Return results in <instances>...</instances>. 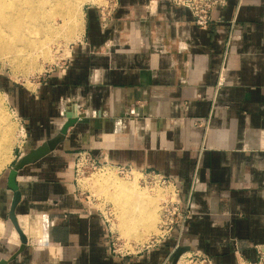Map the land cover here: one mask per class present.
<instances>
[{
  "label": "crops",
  "instance_id": "1",
  "mask_svg": "<svg viewBox=\"0 0 264 264\" xmlns=\"http://www.w3.org/2000/svg\"><path fill=\"white\" fill-rule=\"evenodd\" d=\"M106 6L107 27L97 7L87 8L83 37L57 76L38 93L19 87L27 135L12 161L61 135L67 113L77 120L53 150L17 171L15 213L28 242L6 264H172L177 241L212 264L257 259L264 244V0H226L213 7L207 28L170 0ZM78 149L158 172L182 201L191 192L181 234L177 228L154 247L110 254L108 225L75 184ZM10 168L0 174L4 218L14 196ZM6 245L13 253L19 241Z\"/></svg>",
  "mask_w": 264,
  "mask_h": 264
},
{
  "label": "rangeland",
  "instance_id": "2",
  "mask_svg": "<svg viewBox=\"0 0 264 264\" xmlns=\"http://www.w3.org/2000/svg\"><path fill=\"white\" fill-rule=\"evenodd\" d=\"M109 1L110 0L83 1V34L85 26V12L87 8L97 7L99 13H101L103 8V10L105 11L106 9H109V6H104L107 5ZM111 9L112 8H110L109 10ZM109 21L110 19L108 20L105 26H103L101 20L100 23L102 27H107ZM57 36L58 37H56V35L52 36L51 39H53H48V42H46L47 47L46 51H44L45 56L42 55V51L40 50L39 53H37L38 55H35V58L19 62L16 60H11L9 54H3L0 52V102L2 103V106L7 114L8 120L10 121L12 126L11 143L9 149L4 155L5 158H10V160L6 161V163L0 168V174L4 171L6 167H14L18 160L12 161V159L14 155H19V153L22 151V148L24 147L22 141L26 138L27 135V123L25 117L20 113L17 103L19 87L22 88L23 95H25V93L27 92L38 93L39 88L41 87L40 84H46L50 77L57 76L60 73V71L63 69L66 62L72 55V48L74 47L76 42L82 39V37H79L80 39L73 38L70 40L64 36ZM38 49L40 48L38 47ZM116 166L117 165L108 162V165H99L95 168H85V171H83V173L79 171V175L75 176V184L82 198L86 200L88 204L94 205L96 209H98V212L107 219L108 225L110 226V229L114 235V241H116L115 247L121 245L124 248H130V254H133L138 251H141L142 248H144V246L149 241L150 237L159 231L158 223L162 216V209L164 204L173 198L174 186L168 181L164 182L159 175L156 176L155 173L160 174L158 172L149 170L142 171L133 168L129 169V167V170L127 171H120L117 169ZM135 172L136 176L138 177L135 176L134 178L133 176L135 175ZM96 176L100 177V183H102V186H110L108 185L110 181H115L116 183L123 182L124 184L131 185L133 188L132 195L134 197L129 198L126 195L124 196V201L126 202L127 206H131L132 208L135 203L134 199L137 197V189H142L144 192H146V194H149L150 196L154 195L157 191L158 194L161 193L163 198L160 197V200L156 199V201H154L153 203L156 221L152 230L144 234L143 237L137 236V238L135 233L133 232H123L120 225H124V223H121L122 219L119 214L120 210L118 209L119 207L117 201L113 199V197H116L119 194L116 195V193H110L111 190L114 191L113 187H111V189L108 191H100L98 189V185L94 184L96 182ZM166 180L169 179L166 178ZM139 192L140 195L143 194L141 193V191ZM121 196L122 195H120L119 197L121 198ZM158 204L159 206H157ZM153 207L150 203L146 206L145 209H147V211H150V209ZM9 236L15 237L16 241H19L18 233L14 229L13 225H11L9 217L4 218L0 215V257L7 258L12 252V250H14L13 248L10 251L7 248L6 239ZM258 245H261L262 249H264V244ZM183 262L184 258H182L180 264H183Z\"/></svg>",
  "mask_w": 264,
  "mask_h": 264
},
{
  "label": "bare ground",
  "instance_id": "3",
  "mask_svg": "<svg viewBox=\"0 0 264 264\" xmlns=\"http://www.w3.org/2000/svg\"><path fill=\"white\" fill-rule=\"evenodd\" d=\"M83 1L85 0H0V52L9 54L13 61L22 62L35 58L40 50L45 56L46 42L48 39L52 40L51 37L54 35L56 37H58L57 35L64 36L70 40L81 37L83 34ZM11 127L0 102V168L10 160L4 155L11 143ZM135 176L136 172L133 177L135 178ZM95 180L94 184L98 185L100 191H108L113 187L114 191L111 190L110 193L119 194L112 197L117 201L120 210L121 223H124V225H120L123 232H133L137 238V236L143 237L144 234L152 230L156 221L153 203L156 199L163 198L161 193L158 194L157 191L150 196L142 189L135 188L138 193H136L137 197L134 199L135 203L132 208L127 206L124 201L126 195L129 198L134 197L131 185L110 181L108 183L110 186L107 187L102 186L100 177L96 176ZM139 191L143 193L142 197ZM120 195H122L121 198ZM150 203L153 208L147 211L145 208ZM16 242V238L10 236L6 241L8 247L15 246ZM185 254L181 256L180 262Z\"/></svg>",
  "mask_w": 264,
  "mask_h": 264
},
{
  "label": "built area",
  "instance_id": "4",
  "mask_svg": "<svg viewBox=\"0 0 264 264\" xmlns=\"http://www.w3.org/2000/svg\"><path fill=\"white\" fill-rule=\"evenodd\" d=\"M170 2L171 4L175 6H183L189 9L191 14L193 15L195 24L201 28H207L211 21V11L213 7L218 6V5H221V6L224 5L226 3V0H170ZM103 9H102V12L99 13V16H100L99 18L103 26H105L108 20L110 19L112 11L109 10L110 7L109 9H106V11ZM99 165H103V166L108 165V162L99 160L94 155H92V153L87 149L77 150L76 155H75V162H74L75 176L79 175L80 173L79 171L83 173V171H85V168L86 169L95 168ZM116 167L120 171H123V170L127 171L131 169V168L128 169V167H124L121 165H117ZM155 175L156 176L159 175L160 178H162L164 182L168 181L169 183H172L174 186L175 192H174L173 198L167 201L163 206L162 216L158 223L159 233L152 235L149 241L147 242V244L142 249H147V248L156 246L157 244L164 241L177 228H178L179 235H180L182 228H183V223L191 212V206H192L191 195H190L191 192L189 196L186 198V200L182 201L177 196V190H176L174 182L170 180H166V177H164L161 174L155 173ZM104 219L108 225L107 219L105 217ZM108 230H109V236H108L109 253L112 255H116V256L129 255L130 248H124L121 245H119L118 247H115L116 241H114V235L109 225H108ZM180 245L181 243L177 241L175 246L172 248L170 256ZM256 248H257V255H258L257 259L249 260V259L241 258L238 264H264V249H262L261 245H257ZM185 253L186 254L183 257L184 258L183 264H212L211 259L208 256H206L204 253H201L200 251H187ZM181 256L177 264H180Z\"/></svg>",
  "mask_w": 264,
  "mask_h": 264
},
{
  "label": "water",
  "instance_id": "5",
  "mask_svg": "<svg viewBox=\"0 0 264 264\" xmlns=\"http://www.w3.org/2000/svg\"><path fill=\"white\" fill-rule=\"evenodd\" d=\"M66 115H67V121H65L63 123L62 129L60 131L61 135L53 137V138L49 139L48 141L42 143L40 146H38L34 149H31L29 152L21 155L19 157L18 161L16 162V164L14 165V167L8 171L7 185L14 193L13 201H12L10 209H9V219H10L13 227L15 228L16 232L18 233L19 246L17 247V249L13 253H11V255H9L8 258L0 259V264H6L9 261L13 260L20 252H22L24 250V248L26 247L27 242H28L27 236L23 232V230L21 229V227L18 223L17 217H16V213H15L16 205L20 200V191L18 188V184L16 182L17 171L22 166H24L25 164H28L30 162H33L34 160H37V159L45 156L47 153H49L51 150H53L56 147L58 141L62 137V134H64L66 132L67 128L77 120L76 117H72L70 113H67ZM189 250H190V246L180 245L173 252V254L171 256V263L177 264L180 256Z\"/></svg>",
  "mask_w": 264,
  "mask_h": 264
}]
</instances>
